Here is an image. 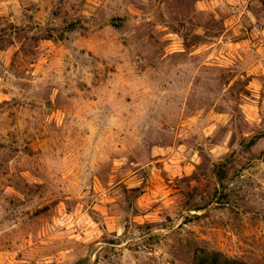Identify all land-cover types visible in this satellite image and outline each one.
Returning <instances> with one entry per match:
<instances>
[{
    "label": "rangeland",
    "instance_id": "1",
    "mask_svg": "<svg viewBox=\"0 0 264 264\" xmlns=\"http://www.w3.org/2000/svg\"><path fill=\"white\" fill-rule=\"evenodd\" d=\"M0 264H264V0H0Z\"/></svg>",
    "mask_w": 264,
    "mask_h": 264
}]
</instances>
